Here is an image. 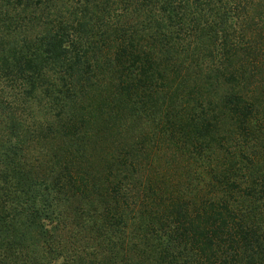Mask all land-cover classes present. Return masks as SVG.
<instances>
[{"label": "trees", "instance_id": "1", "mask_svg": "<svg viewBox=\"0 0 264 264\" xmlns=\"http://www.w3.org/2000/svg\"><path fill=\"white\" fill-rule=\"evenodd\" d=\"M0 264H264V0H0Z\"/></svg>", "mask_w": 264, "mask_h": 264}]
</instances>
